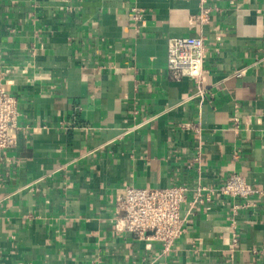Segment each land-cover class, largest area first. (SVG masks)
Returning <instances> with one entry per match:
<instances>
[{
	"label": "crops",
	"instance_id": "obj_1",
	"mask_svg": "<svg viewBox=\"0 0 264 264\" xmlns=\"http://www.w3.org/2000/svg\"><path fill=\"white\" fill-rule=\"evenodd\" d=\"M183 36L205 39L200 83L168 74ZM0 73L20 112L0 264H264V0H0ZM233 173L259 192L222 195ZM175 184L172 248L117 228L121 188Z\"/></svg>",
	"mask_w": 264,
	"mask_h": 264
},
{
	"label": "built area",
	"instance_id": "obj_2",
	"mask_svg": "<svg viewBox=\"0 0 264 264\" xmlns=\"http://www.w3.org/2000/svg\"><path fill=\"white\" fill-rule=\"evenodd\" d=\"M210 11V8L203 7L199 19L208 22ZM134 17L139 18L140 14L136 12ZM168 50L169 76L174 80L191 77L200 83L208 56L205 39L200 36L173 37L169 40ZM202 93L201 89L199 94ZM19 114L18 99L9 90L6 75L0 73V150L16 145L20 130ZM185 127L198 130V127L189 123ZM204 190L208 188L199 185L194 191L201 198ZM189 191L190 188L184 184L163 188H121L116 195V205L124 214L118 218L116 226L120 230L132 232L137 238L149 237L160 241L164 251H168L185 231L181 207ZM219 191L233 198H248L259 192L239 173H233Z\"/></svg>",
	"mask_w": 264,
	"mask_h": 264
}]
</instances>
